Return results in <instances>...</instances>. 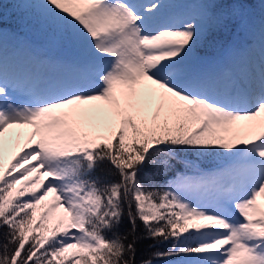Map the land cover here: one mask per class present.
<instances>
[{"label":"snow or ice","instance_id":"obj_1","mask_svg":"<svg viewBox=\"0 0 264 264\" xmlns=\"http://www.w3.org/2000/svg\"><path fill=\"white\" fill-rule=\"evenodd\" d=\"M37 3L70 51L10 71V45L35 48L0 15V264H137L143 241L141 264H264V75L233 65L241 36L256 43L244 0ZM173 161L185 172L157 186Z\"/></svg>","mask_w":264,"mask_h":264},{"label":"rangeland","instance_id":"obj_2","mask_svg":"<svg viewBox=\"0 0 264 264\" xmlns=\"http://www.w3.org/2000/svg\"><path fill=\"white\" fill-rule=\"evenodd\" d=\"M259 6H261V8L264 9V7H262L260 0H255ZM19 2V6L22 8H29L30 10L33 11V17L37 18V23H41L42 22V17H41V9L39 7V4L37 2H39V0H18ZM175 2L177 3H194L195 0H175ZM184 8H190L192 7V5H183ZM21 36L25 37L28 41L31 42L32 46L35 48V53H29V52H22L20 54H13V52L11 51V45L9 46L8 50L6 51L5 55L8 61L9 65L13 66L15 64H17L18 66H24V60L27 61V65L28 63L31 62V60L34 58V56H39V57H44V56H56V55H65L70 51V47L67 43V40L65 37L61 36L59 37V39L57 40L56 43H52L50 47H42L41 45H37L36 42V37H34L33 35H31L29 32H24L22 34H20ZM240 51L238 53V55L234 58L233 60V65H235V69L234 71L238 74V76L246 81H250L251 78H253V76L256 78V80L258 81L259 77L261 78L262 75H264V71L259 72L256 69V66H258L259 62H263L264 61V45H258V44H254L251 48H249L247 46V43H244L242 46L239 47ZM209 57V56H208ZM17 61V62H16ZM251 61V62H250ZM249 64H252L251 67H249ZM50 69L53 71H55V69H53L51 66H49L47 63H42V64H37L36 65V70L37 71H44V72H50ZM153 109L155 108V104L152 105ZM245 125V122H238L236 125H233V129H243ZM21 131L20 129H12L9 130V133L6 134V138L7 137H12L14 136V134L16 132ZM221 135H225L228 136L229 134L227 133H220ZM241 135H243V131L240 132ZM27 137L25 136V139L23 142H21L20 148L22 149H26L24 147V143L26 142ZM16 150L19 151V149H17L14 146V142H9L5 145V150H4V154H6L7 156H10L12 153L16 152ZM12 162V158L9 157V159L7 158V160L5 161V164H9ZM35 163V162H33ZM31 178H35V176L31 177ZM51 178L50 177H44V182H48ZM39 190V189H38ZM52 201V197L50 196L48 198V200L45 202L46 204L50 205ZM261 204L264 205V200L261 201ZM47 208L41 207L38 208L37 210V222L39 221V218L41 217V215L43 214L44 211H47ZM62 211V210H60ZM53 215V213H52ZM54 216V215H53ZM68 264H70V261L68 262ZM160 264H165V262L160 263Z\"/></svg>","mask_w":264,"mask_h":264},{"label":"trees","instance_id":"obj_3","mask_svg":"<svg viewBox=\"0 0 264 264\" xmlns=\"http://www.w3.org/2000/svg\"><path fill=\"white\" fill-rule=\"evenodd\" d=\"M195 3V2H194ZM245 6L247 10L251 13L253 19L256 21V36L251 37V39L256 41V44L261 45L260 37H259V20L264 14V9L258 5L255 0H244ZM19 2L18 0H0V15L3 16L5 23L3 27L8 29L10 32H17L22 34L24 32H29L31 35L36 37V44L41 45L42 47H50L51 42L48 40V36L50 32L48 31L47 27L42 23H37V18L33 17V11L29 8L25 7H18ZM23 17L26 19V23L23 27L18 23V20ZM248 38L241 36L237 47L239 48L242 46L243 43H246ZM217 48L214 45L204 44L200 49H198V55L201 57H211L218 55ZM175 164V172H169L167 175L158 176L155 178V184L157 186H163L168 182L174 181L176 178V173L185 172L184 166L182 164ZM146 171L153 172V168H148ZM186 174H192L188 172ZM98 176L104 177L103 172H97ZM105 179H115V177H104ZM142 230V226H141ZM151 241H143L138 245V254L136 257L137 264H141V261L148 259L150 257V253L153 250L148 249V244ZM160 250H165L163 247ZM164 261L158 262V264L163 263Z\"/></svg>","mask_w":264,"mask_h":264},{"label":"bare ground","instance_id":"obj_4","mask_svg":"<svg viewBox=\"0 0 264 264\" xmlns=\"http://www.w3.org/2000/svg\"><path fill=\"white\" fill-rule=\"evenodd\" d=\"M251 62V61H250ZM13 65V64H12ZM8 67L10 68L11 67V65H9L8 64ZM251 84H253V85H255V83L257 82L254 78H251L250 79V81H249ZM23 142V141H22ZM24 151H27L28 149L26 148V149H23ZM18 150H16V152H17ZM16 152H14V153H12L10 156H7L6 154H4V162L7 160V158L9 159V157H13V155H15V153ZM30 179H34V178H30ZM45 184H46V182H45ZM51 203V202H50ZM53 215L54 216H56L57 215V213H53Z\"/></svg>","mask_w":264,"mask_h":264}]
</instances>
